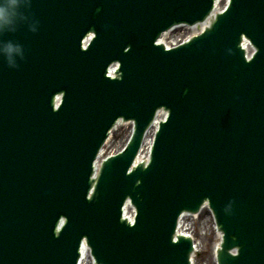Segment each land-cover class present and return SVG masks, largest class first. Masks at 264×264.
<instances>
[{
    "label": "water",
    "instance_id": "obj_1",
    "mask_svg": "<svg viewBox=\"0 0 264 264\" xmlns=\"http://www.w3.org/2000/svg\"><path fill=\"white\" fill-rule=\"evenodd\" d=\"M228 1L166 49L214 0H0V264H78L82 243L95 264H190L175 229L202 205L218 264H264V0ZM119 120L131 136L94 176Z\"/></svg>",
    "mask_w": 264,
    "mask_h": 264
},
{
    "label": "rangeland",
    "instance_id": "obj_2",
    "mask_svg": "<svg viewBox=\"0 0 264 264\" xmlns=\"http://www.w3.org/2000/svg\"><path fill=\"white\" fill-rule=\"evenodd\" d=\"M176 32V31H175ZM114 138L112 141L113 148L107 151L115 152L119 150L122 145L123 141H125V137L127 135V127L120 126V129L114 132ZM115 145V146H114ZM106 152V151H105ZM189 225L192 227V231L197 238L198 242V251L195 254L194 262L195 264H212V247L213 244L218 241V238L215 233V229L213 227L212 218L209 216L207 210L203 211L198 215L197 218L188 219Z\"/></svg>",
    "mask_w": 264,
    "mask_h": 264
},
{
    "label": "bare ground",
    "instance_id": "obj_3",
    "mask_svg": "<svg viewBox=\"0 0 264 264\" xmlns=\"http://www.w3.org/2000/svg\"><path fill=\"white\" fill-rule=\"evenodd\" d=\"M191 32H193V31H191V30H189L188 28H184L183 30L181 29V30H179L178 32L176 31V32H173V34L172 33H167L164 37L165 38H170V39H172V38H175V39H173L174 41H176V37H183V36H186V34H189V33H191ZM190 35V34H189ZM188 37V36H187ZM173 40L170 42V43H172L173 42ZM123 126V125H125V124H117L116 125V129L114 130V132L115 131H117L118 132V130L120 129V126ZM125 127H127V135H126V137H128V135H129V133H130V131H131V126L129 125V126H127V125H125ZM114 132L112 133L111 132V134H110V136L108 137V141H107V143H106V145H105V148H108V150L110 149V151H111V149L113 148L112 146H113V143H114V141H112L113 140V138H114ZM126 137H125V141H126ZM125 141H123V144H124V142ZM115 146V145H114ZM110 151H108V152H110ZM140 158H138V160H139ZM206 209H203L201 212H203V211H205ZM200 212V213H201ZM189 219V217H185V219L184 220H188ZM183 226V231H184V233H187L188 232V234L190 235V236H192V238H194V240L193 241H195V244H196V251L197 250H199L198 248V242H199V240L197 241L196 240V238H195V236H194V233H193V231H192V227L187 223V224H185V226H184V224L182 225ZM215 233H216V236H217V238L219 239V236H220V233H218L216 230H215ZM217 243V242H216ZM216 243H214L213 244V247H212V255L214 256L215 255V253L213 254V252L215 251V249H216ZM212 256V257H213ZM88 258V257H87ZM84 263L85 264H92L91 263V260H86V261H84Z\"/></svg>",
    "mask_w": 264,
    "mask_h": 264
},
{
    "label": "clouds",
    "instance_id": "obj_4",
    "mask_svg": "<svg viewBox=\"0 0 264 264\" xmlns=\"http://www.w3.org/2000/svg\"><path fill=\"white\" fill-rule=\"evenodd\" d=\"M4 6L3 5H0V13H2L4 11Z\"/></svg>",
    "mask_w": 264,
    "mask_h": 264
}]
</instances>
